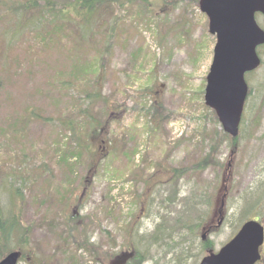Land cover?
<instances>
[{
  "label": "rangeland",
  "instance_id": "rangeland-1",
  "mask_svg": "<svg viewBox=\"0 0 264 264\" xmlns=\"http://www.w3.org/2000/svg\"><path fill=\"white\" fill-rule=\"evenodd\" d=\"M54 1L62 11L72 2ZM198 1L117 0L104 14L103 9L97 12L102 13L93 24L96 45H89L86 54L93 63L97 61L95 51L104 47L107 36L103 33L101 37L97 24L106 32L112 16L127 18L122 33L114 34L113 45L105 53L102 99L91 105L100 125L87 136V165L85 159L71 168L72 159L66 163L55 149L46 151V141L55 134L49 124L58 122L59 113L63 121L79 111V105L70 111L61 109L65 100L52 101L56 93L44 94L47 72H64L60 50L73 39L45 44L54 33L50 22L25 28L18 38L0 72V124L17 118L24 104L35 105L43 119H31L27 132L34 158L29 168L33 175L41 172L42 176L35 181L32 176L29 185H20L23 196L17 201L15 187L1 178L13 160L9 149H0V202L7 212L16 202L13 209L19 210L22 224L29 228V244L20 246L19 264H132L133 234L153 230L166 211L165 207L160 212L163 198L168 201L174 189L176 197H189V202L199 194L210 202L197 204L192 211L194 215L203 209L208 217L196 237L188 240L191 250L199 251L205 229V243L214 250L235 232L240 195L264 179V46L258 49L261 66L246 74L249 94L232 147L203 100L216 39L208 31V17ZM136 9L142 13L138 18ZM50 18L46 14L44 20ZM256 20L264 28V14H257ZM64 23L67 35H80L71 22ZM0 60H4L3 53ZM145 111L152 114L150 124ZM207 155L202 167H197ZM159 179L163 184L168 181V186L156 193L154 185ZM182 207L176 205L173 213ZM250 217L264 224V209L253 211ZM152 253L153 249L145 253L149 259L141 264H175L170 261L171 253L155 259ZM201 254L181 264H198ZM257 264H264V258Z\"/></svg>",
  "mask_w": 264,
  "mask_h": 264
},
{
  "label": "trees",
  "instance_id": "trees-1",
  "mask_svg": "<svg viewBox=\"0 0 264 264\" xmlns=\"http://www.w3.org/2000/svg\"><path fill=\"white\" fill-rule=\"evenodd\" d=\"M114 1L117 0H72V2L64 5L65 10L62 11V9L55 8L56 2L54 0H42V4L38 0H0V46L3 47L0 55L1 53L4 54V60H0L1 73L3 66L8 61L10 50L17 45L18 38L24 35L25 28L27 30L32 26L37 28L50 22L54 24V33L45 41L43 40L45 44L52 40L56 43L58 39H73H69V42L60 50L64 72L61 73L55 70L52 75L47 72L45 83L47 89L44 90V94L47 96L56 93L52 99L55 103H61L62 99L60 97L64 98L65 102L63 103L65 105L61 109L70 111L71 108L79 105V111L74 117H67L62 121L59 119L63 113L58 114V122L49 124V129L55 134L51 141H46V151H54L52 150L53 148L55 152L60 153L59 157L63 162L67 163L68 160H73V162L68 163L71 168L76 162L84 163V160L87 159L90 152V141L87 136L88 134H94L100 125V121L91 113V105L95 101L102 99L100 93L105 76V53L113 45L111 41L114 34L116 32L122 33L120 28L126 24L127 15L126 18L112 16L111 26L106 32L97 24L96 31L101 34V37L103 33L107 34L103 43L104 47L99 52L95 51L97 61L94 63L88 61L86 54L89 52V45L93 47L96 45L95 39H93V24L98 23L99 19L95 22V18L102 13L97 12L103 9L104 14L107 7ZM69 7L72 8L71 12ZM138 10L142 12L141 8H138ZM138 10L136 9L135 12V17L137 18L142 14ZM70 13L72 18L68 19ZM46 14L51 17L50 21L44 20ZM66 20L72 23L74 31L77 29L76 31L80 33L79 36L74 33L72 36L67 35L69 29L64 23ZM132 20H134V17ZM118 27L119 30L116 31ZM38 89L36 93H40ZM68 91L72 92V94ZM77 93L81 98L77 97L75 99ZM154 105L152 104V106ZM144 116L148 119L147 124H150L151 120L149 119L152 116L150 111H145ZM76 117L78 121H76ZM31 119L43 120L35 105L24 104L17 118L0 124V149H9L8 152L13 160L9 170L1 178L4 179L5 184L9 183L12 186L11 188L15 187L16 201L17 198L22 199L23 196L21 190H19L20 185H29L28 179L32 176H34V181L42 176L41 172L33 175L31 168H29L31 167L30 162H33L34 159L30 153V148L33 144L31 142V145L29 144L27 136ZM65 133H69V135L66 137ZM225 136L229 139L230 146L235 147L236 137H231L227 134ZM70 140L73 141V144H70ZM82 141L85 143L84 146ZM34 153L37 155L38 151L36 150ZM207 159L208 155L203 156V159L196 166L202 167L203 162H206ZM42 162L41 164L45 167V162ZM87 163L88 159L86 165ZM46 178H42V182ZM167 184L168 181L165 184L162 181H157L154 185V189H157L155 192L157 193L161 187L165 189L168 186ZM176 195H178V192L174 189L172 197L169 196L168 201L166 197L163 198V206L160 212L166 211L159 217L160 219L150 233L138 234L135 231L133 234L130 241L132 249L130 262L132 264H141L143 260L149 259V257L145 256V253L151 249H153L151 258L155 259L157 256H165L168 252L172 255L170 258L171 263L181 264L183 259H185L184 263H187L189 259L195 258L197 252L200 255L203 252V248H210L208 247L209 244L202 241H200L198 246L199 251L196 249L197 252L191 250L190 245L189 247L187 246L188 240L195 238L199 231L202 230L204 221L208 217V214L203 209H197L194 215L192 211L196 209L197 204L210 205L209 200L203 199L204 196L199 194L189 202V197L181 198L179 196L176 197ZM239 198L241 207L237 214L238 224L236 229L243 221L251 218L253 211L264 209V179L253 190L250 189L244 192ZM15 203L13 202L10 205V210L7 212L0 202V259L8 251L13 249L20 250L21 245L26 246L29 244V228L22 224L19 210L16 208V211H14ZM176 205H183V207L173 213L177 209ZM14 241H16V244H12ZM142 245H144V248H141ZM21 260L22 255L20 257Z\"/></svg>",
  "mask_w": 264,
  "mask_h": 264
},
{
  "label": "water",
  "instance_id": "water-1",
  "mask_svg": "<svg viewBox=\"0 0 264 264\" xmlns=\"http://www.w3.org/2000/svg\"><path fill=\"white\" fill-rule=\"evenodd\" d=\"M199 7L216 38L204 102L214 110L223 130L235 137L248 93L245 73L261 63L257 47L264 44V30L255 14L264 13V0H199ZM263 241V225L247 220L228 242L217 252L210 251L199 264H254L261 257ZM18 259L19 251L13 250L0 264H17Z\"/></svg>",
  "mask_w": 264,
  "mask_h": 264
}]
</instances>
